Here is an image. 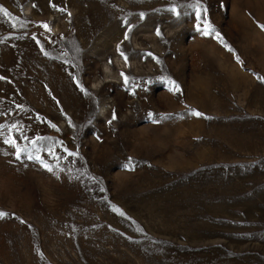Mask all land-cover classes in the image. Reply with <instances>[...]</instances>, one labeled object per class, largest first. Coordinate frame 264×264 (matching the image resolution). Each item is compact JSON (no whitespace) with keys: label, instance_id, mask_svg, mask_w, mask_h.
Here are the masks:
<instances>
[{"label":"rangeland","instance_id":"374dc122","mask_svg":"<svg viewBox=\"0 0 264 264\" xmlns=\"http://www.w3.org/2000/svg\"><path fill=\"white\" fill-rule=\"evenodd\" d=\"M199 4L0 0V264H264V0Z\"/></svg>","mask_w":264,"mask_h":264},{"label":"snow or ice","instance_id":"6c2138e0","mask_svg":"<svg viewBox=\"0 0 264 264\" xmlns=\"http://www.w3.org/2000/svg\"><path fill=\"white\" fill-rule=\"evenodd\" d=\"M196 6H197V7H200L199 0H197V5H196ZM170 11L176 13V9H175V8L170 9ZM176 14L178 15V13H176ZM69 15H70V13H69ZM142 15H143V14H141V16H142ZM197 18H198V19H202V17L199 15V13H197ZM42 26H43L46 30H50V28H49V26H48L47 24H44V25H42ZM261 28L264 29V25H261ZM197 31H199V32H200L203 36H205V37L212 36L213 38H215V39H217V40L222 39L221 36H220V33L217 32L216 29L214 28V26L211 25L206 19H205L204 22H203V27H201L200 25H197ZM156 34H157V36H159L161 33L159 32V30H157ZM125 39H128L127 34H125ZM228 50L231 51L232 49L229 48ZM117 51L120 52L119 46L117 47ZM120 55H121L122 57H124L125 61L127 62V59H128V58H127L126 56H124V53H123V52H120ZM148 55L151 56L152 54L149 53ZM237 60H238V62H239V58H237ZM110 62H111V61H110ZM121 76L123 77L124 82H125L126 84L129 83V79H128V77H127L124 73H121ZM0 79H4V77H0ZM260 79L262 80V82H264V78H260ZM167 83H168V86H169V87H168V90H169L170 92H173V93H178V92H180V87H179V85H178L174 80L169 79V80L167 81ZM81 91H85V92H86V89H84L83 87H81ZM133 94H135V93L133 92ZM191 114H192L193 116H195V117H202V116H204L203 113H201L200 111L195 110V109H192V110H191ZM147 117H148L149 121H150L151 123H154V124L159 123V122H160L161 120H163V119H168V116H167V115H162V114L153 113V112H149V113L147 114ZM116 119H117V115H116L115 113H113V114H112V119L109 120L108 123L111 124L112 121H113V120H116ZM51 126H52V127H56L55 125H51ZM2 127H3V126H0V129H2ZM25 138H26V137H25ZM97 139L99 140L100 137H97ZM4 142L10 144L12 147H14V148L16 149V151H15V155H16L17 159H19L20 156L23 154V152L26 151V150H24V149H20V148L17 146V144H16V140H15L14 138H6ZM36 143H37L36 140H33V141H32V144H33L34 146H35ZM49 151H51V150H49ZM69 155H77V156H78L79 154H78V153H69ZM28 158H29V159H34V160H35L37 163H39V164L41 165V167L44 168L47 172L52 173V174H55V170H54V168H53L50 164L45 163L44 159H43L41 156H39V155H35V156H29ZM124 167H125L127 170H129V171H134V165H133V163H132V159H131V158H129V162H128V164H126ZM57 179H59L58 176H57ZM114 210H115V211H118L119 214L122 215V216L125 215V213H123V212L120 211L119 209L114 208ZM6 215H7L6 213H4V212H0V219H2V218H3L4 216H6Z\"/></svg>","mask_w":264,"mask_h":264}]
</instances>
